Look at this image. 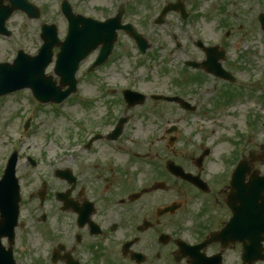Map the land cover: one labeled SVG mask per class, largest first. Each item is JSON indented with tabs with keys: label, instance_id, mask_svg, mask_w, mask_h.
I'll use <instances>...</instances> for the list:
<instances>
[{
	"label": "flooded vegetation",
	"instance_id": "flooded-vegetation-1",
	"mask_svg": "<svg viewBox=\"0 0 264 264\" xmlns=\"http://www.w3.org/2000/svg\"><path fill=\"white\" fill-rule=\"evenodd\" d=\"M224 5L217 10L222 15L227 13ZM199 54L196 62L203 63L205 53ZM189 72L203 81L208 76L201 70ZM128 116L129 124L133 118ZM140 118L144 145L134 159L130 151L109 146L105 139L98 144L106 148L88 146V136L82 143L89 127L79 126L81 149L72 159L64 157L63 178L48 180L52 184L42 204L38 190L29 203H22V229L13 246L19 264H244V250L252 246L249 231L235 227L218 235L232 219L227 204L232 167L225 159L214 164L211 156L195 163L189 153L193 145L178 152L177 135L169 141V120L161 113L150 111ZM104 119L93 134L114 127L112 116ZM239 158H244L242 150ZM168 160L198 176L199 185L172 176L166 170ZM257 171L264 172L259 160L250 172ZM250 177L243 176L244 185Z\"/></svg>",
	"mask_w": 264,
	"mask_h": 264
},
{
	"label": "rangeland",
	"instance_id": "rangeland-1",
	"mask_svg": "<svg viewBox=\"0 0 264 264\" xmlns=\"http://www.w3.org/2000/svg\"><path fill=\"white\" fill-rule=\"evenodd\" d=\"M75 10L78 8L87 15H92L94 17H100L101 8L111 11L113 14L116 13V9L119 5L124 4L126 13L123 20L144 22L147 19L154 21V17L158 12V5H162L164 2H174L177 0H69ZM224 0H202L200 2L199 8L196 10L197 14L201 19L198 24L207 33V36H211V30L218 29L212 36H215L218 32L224 31L220 30L218 17H213L215 10L223 4ZM256 1L259 5H256ZM30 3L37 5L41 12V18L39 20L29 21L26 19L25 15L19 13L13 15L11 19L6 23V26L11 31V39L0 38V61L8 60L10 61L13 54L18 49H23L29 54H35L39 49L41 44L39 40V32L42 24H54L60 26L61 30L64 29V22L58 13L57 4L59 0H29ZM243 2L242 8L245 13L240 12L231 17V28L233 31V37L228 40V58L226 61L228 64L233 65L239 75L243 77L248 76H259V74H264V33H262L254 21H256L258 13H264V0H241ZM256 5V6H255ZM146 6L156 7L155 10H149ZM135 8V12H131L129 9ZM212 15L211 22L209 25L208 20L205 19L206 16ZM202 15V16H201ZM145 18V20H144ZM221 19V17H219ZM246 20V21H245ZM243 21L245 24L242 25ZM199 28V27H198ZM174 31L180 35L179 40L183 44H186L184 51H170L169 50L158 51L159 49L153 48L149 53V59L144 64L145 66L137 67L134 65V58L136 54L131 52L130 46L128 44V53L120 54L118 61L115 58L106 66L103 71L92 76L91 81L84 80V90L86 93L93 96L97 95L95 87L103 83H109V85L119 83L125 84L127 77H129V82L133 83V87L140 88L143 91H154V92H167L172 93L177 89L172 84L171 71L177 73L179 71V66H181V61L189 56L191 59H198L200 57L199 52L195 51L192 44H188L186 39L190 34L188 30V25L184 24V21L178 18L175 14H168V21L162 27L156 26L153 23H149L146 27L151 37L156 39L163 35L164 31ZM214 31V30H213ZM60 32V30H59ZM121 42L127 44L125 38L120 37ZM250 42L253 44V50L251 51V56H247V53L241 52L245 43ZM174 50V49H173ZM158 51V52H157ZM132 53V54H131ZM155 53L156 59H152L151 55ZM130 54L132 56H129ZM136 57V56H135ZM171 60L170 64H162L161 62H166ZM164 69H168L171 73L170 76L161 74ZM47 73L52 74V66L47 68ZM123 75V77H122ZM127 76V77H126ZM208 88L200 90V93L195 98V103L202 112V120L198 119L192 120L190 122L191 126L188 125V119L183 118V121L178 124L182 133L186 135L185 138L192 139L194 142L198 137H204L210 135L212 130H216V134L209 140L213 141L215 138L220 142L218 149H222L223 154L229 153L230 146L232 143V138L236 133L249 134L246 133V128L244 125L248 119V115L252 112H257L261 109L260 105L251 98L248 99H238L237 101L228 104L227 106H214L211 102L212 98H216V91L219 84L210 82L207 84ZM8 97H3L0 99V159L5 156L8 152L9 143L11 140L17 138V134L21 130V124L24 119L22 117L23 110L25 109V104L23 101H18L16 99L25 100L27 107L32 108L29 113L37 110L38 105L34 104V100L30 93L26 91H18L13 95ZM8 98V99H6ZM80 99V96L78 97ZM5 100V101H4ZM4 102L3 106L2 103ZM33 104L36 106L33 107ZM2 106V107H1ZM76 101H68L60 105V109L63 110L64 114H72L66 117V115H60L55 120L53 119V113L48 110L42 109L40 112L34 114L33 116V128L24 137L25 140L19 144L18 149L20 152H30L34 155L38 154V164L35 169L26 165L24 161L20 164V170L22 171V186L23 193L29 196L31 191V181L36 177L47 176L51 172L50 165L56 161V155H61L66 150H73L71 142L73 141V129L71 121L75 116L80 115L83 118L87 115L89 118L94 116L104 115L103 105L95 102L93 107L86 110L85 107ZM173 107V106H172ZM166 108V109H172ZM85 108V109H84ZM203 108H205L203 110ZM134 116H138L141 113H145L147 110H142L141 108L133 109ZM115 113H120V108L116 107ZM177 118V117H176ZM211 118H218L215 127L211 125ZM54 120V121H52ZM69 120V121H68ZM200 123L202 128L197 125ZM140 127V122H137ZM257 128L253 132V137L255 141L249 140L247 146L244 145L245 150H250L251 141L253 146L256 147L258 144H263L264 142V124H258ZM140 134H133L131 136L138 137ZM18 139V138H17ZM20 141V139H18ZM121 145H130L129 141H123ZM12 147H15V143H12ZM77 149V148H76ZM40 153L45 157H41ZM24 155V154H23ZM1 163V161H0ZM1 168V167H0Z\"/></svg>",
	"mask_w": 264,
	"mask_h": 264
},
{
	"label": "water",
	"instance_id": "water-1",
	"mask_svg": "<svg viewBox=\"0 0 264 264\" xmlns=\"http://www.w3.org/2000/svg\"><path fill=\"white\" fill-rule=\"evenodd\" d=\"M11 10H9L8 14ZM5 10H0V31L3 30V24L4 19H1V16ZM7 14V15H8ZM107 39L108 36H104L101 34L100 39L102 38ZM19 58L16 59L15 64L13 67H10V70L12 71L10 75L8 76V73L6 69H8V66L2 65L0 66V88L4 84L11 82L12 86L14 88L22 87V85L26 82L30 86H33L34 92L36 97L39 98H45L48 96H53V93L50 92H44V87H42V84L45 81L43 77L44 67L46 66L48 60L45 63H41V59L39 57H35V59L30 60L20 64ZM26 67L25 72H20V68ZM70 77V75H69ZM8 81V82H6ZM13 163L12 161L9 164V167L7 169L6 174V181L5 183H9L12 181L11 178H13ZM18 187L14 184L7 185L5 189L2 187V183H0V236L4 235L5 233H8L12 235L13 226L16 223L17 220V210H18Z\"/></svg>",
	"mask_w": 264,
	"mask_h": 264
},
{
	"label": "bare ground",
	"instance_id": "bare-ground-1",
	"mask_svg": "<svg viewBox=\"0 0 264 264\" xmlns=\"http://www.w3.org/2000/svg\"><path fill=\"white\" fill-rule=\"evenodd\" d=\"M1 1V0H0ZM81 28L84 29L85 28V25H81Z\"/></svg>",
	"mask_w": 264,
	"mask_h": 264
}]
</instances>
